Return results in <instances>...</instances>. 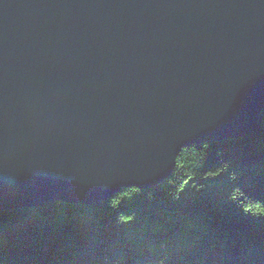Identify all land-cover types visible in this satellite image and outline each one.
<instances>
[{"label":"water","instance_id":"obj_1","mask_svg":"<svg viewBox=\"0 0 264 264\" xmlns=\"http://www.w3.org/2000/svg\"><path fill=\"white\" fill-rule=\"evenodd\" d=\"M264 0H0V210L91 205L258 132Z\"/></svg>","mask_w":264,"mask_h":264},{"label":"trees","instance_id":"obj_2","mask_svg":"<svg viewBox=\"0 0 264 264\" xmlns=\"http://www.w3.org/2000/svg\"><path fill=\"white\" fill-rule=\"evenodd\" d=\"M0 264H264V112L258 132L184 148L154 188L0 210Z\"/></svg>","mask_w":264,"mask_h":264}]
</instances>
